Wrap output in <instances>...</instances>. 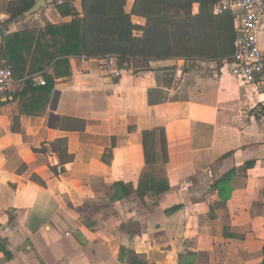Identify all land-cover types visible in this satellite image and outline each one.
<instances>
[{"label":"crops","instance_id":"0c3cea01","mask_svg":"<svg viewBox=\"0 0 264 264\" xmlns=\"http://www.w3.org/2000/svg\"><path fill=\"white\" fill-rule=\"evenodd\" d=\"M8 1L0 66H11L14 83L0 94V264H126V250L150 264H264V86L242 84L227 61L123 67L114 56H70L68 75L55 76L53 65L31 64L30 37L5 39L81 18V0H71L76 15L56 9L68 0H44L11 21ZM37 74L54 78L48 99ZM154 128L165 132L168 188L141 199L142 133Z\"/></svg>","mask_w":264,"mask_h":264},{"label":"trees","instance_id":"16d2710c","mask_svg":"<svg viewBox=\"0 0 264 264\" xmlns=\"http://www.w3.org/2000/svg\"><path fill=\"white\" fill-rule=\"evenodd\" d=\"M34 1H8V21L20 17ZM127 1L81 0V18L48 24L40 29L23 30L8 36L5 43L8 45L19 37H30V43L34 45L31 64H37V67L53 65L55 76L68 75L70 56H114L123 67H128L132 59L201 60L217 65L232 61L235 39L233 17L229 11L213 13L212 5L217 0H133L129 12ZM195 4L198 5L197 12H193ZM56 9L61 16L76 15L71 0L56 4ZM132 15L143 17L145 23H134ZM135 31L141 34L136 35ZM63 68H66L65 71L60 72ZM45 81L41 89L28 83L31 90L40 89L39 92L46 94L48 99L54 78L45 76ZM56 143L59 145L60 141ZM142 145L145 163L135 189L141 199L146 191L161 193L168 188L164 128L143 131ZM51 146L62 151L54 143ZM116 186L128 191V187L121 182ZM124 259L126 264H150L131 250L125 251Z\"/></svg>","mask_w":264,"mask_h":264},{"label":"built area","instance_id":"2783aa9c","mask_svg":"<svg viewBox=\"0 0 264 264\" xmlns=\"http://www.w3.org/2000/svg\"><path fill=\"white\" fill-rule=\"evenodd\" d=\"M212 11L214 14L229 11L233 17L235 39L229 74L242 84L264 86V49L258 44V29L264 22V0H217ZM102 63L107 64L106 60ZM31 81L35 85L46 83L38 74ZM13 83L11 66H0V94L8 91Z\"/></svg>","mask_w":264,"mask_h":264},{"label":"water","instance_id":"95a60500","mask_svg":"<svg viewBox=\"0 0 264 264\" xmlns=\"http://www.w3.org/2000/svg\"><path fill=\"white\" fill-rule=\"evenodd\" d=\"M45 2L44 0H35L33 5L28 8L26 11L23 12V15L29 16L33 13H35L38 9H40L42 6H44ZM3 34V31L0 27V36Z\"/></svg>","mask_w":264,"mask_h":264},{"label":"rangeland","instance_id":"374dc122","mask_svg":"<svg viewBox=\"0 0 264 264\" xmlns=\"http://www.w3.org/2000/svg\"><path fill=\"white\" fill-rule=\"evenodd\" d=\"M131 4H132V1H131V0H128V1H127L126 9H129V7L131 6ZM136 21H140V20H136ZM134 33H135L136 35H140V34H141V33L138 32V31H135Z\"/></svg>","mask_w":264,"mask_h":264}]
</instances>
